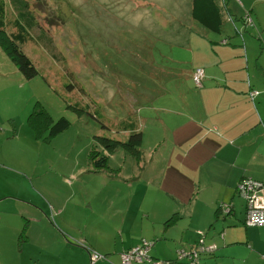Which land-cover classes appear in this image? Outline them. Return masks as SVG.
I'll return each instance as SVG.
<instances>
[{"label":"crops","instance_id":"0c3cea01","mask_svg":"<svg viewBox=\"0 0 264 264\" xmlns=\"http://www.w3.org/2000/svg\"><path fill=\"white\" fill-rule=\"evenodd\" d=\"M213 1L217 10L224 7L229 12L226 20L237 30L202 26L193 20L192 0L177 3L173 10L182 8L187 14L172 17L174 22L160 20L161 33L155 37L161 44L155 52L151 46L147 54L143 52L148 64L168 75L156 82L155 100L132 101L139 106L136 111L130 105L133 122L128 123L141 132V157L149 160L147 170L129 179L138 181H132L127 197L118 198L117 189L107 195L98 193L110 210L102 211V219L93 214L98 243L89 244L107 259L92 262L64 233L74 228L71 210L68 204L61 207L50 199L49 187L38 194L30 186L28 196L22 197L20 190H6L9 184L0 180V264H118L119 254L142 240L151 242L148 254L155 259H173L177 248L196 247L202 240L217 249L211 256H202L201 264H264V226L243 225L245 202L235 193L243 176L264 182V35L257 34L261 22L257 26V15L252 16L256 0H237L232 5L234 18L240 20L236 23L227 9L228 0ZM244 20L249 27L244 28ZM153 23L147 20L145 31ZM196 67L204 71L201 87L196 88L189 78H175L181 76V69ZM184 79L190 86H184L187 95L181 97ZM165 83L175 88L173 93ZM252 90L258 94L250 98ZM175 101L181 106H175ZM166 102L174 107L164 108ZM131 131L121 134L127 137ZM103 180L116 184L110 177ZM31 195L40 201H34L38 208L31 204ZM220 202L232 206L230 214L218 215ZM47 229L53 230V245L44 244L47 239L41 231ZM221 231L223 239L218 236ZM199 232L204 233L202 239ZM173 264H188V260Z\"/></svg>","mask_w":264,"mask_h":264},{"label":"rangeland","instance_id":"374dc122","mask_svg":"<svg viewBox=\"0 0 264 264\" xmlns=\"http://www.w3.org/2000/svg\"><path fill=\"white\" fill-rule=\"evenodd\" d=\"M24 1L20 6L16 0L2 2L0 7L5 13L2 27L9 34L21 33L17 43L38 73L25 78L0 47V180L9 184L6 190L13 193L20 190L22 197L28 196L30 186L38 194L46 193L44 189L49 187L53 191L50 199L61 207L68 204L71 210L69 220L74 228L68 227L69 231L64 233L73 237V244L85 250L90 259L94 253L101 254L89 244L98 243L92 228L93 214L102 219L105 216L102 211L110 210L98 193L107 195L117 189L118 198L127 197L132 181H138L129 179L146 171L149 162L145 156L141 157L140 148V157L136 159L117 145L106 153L105 167H95L90 158L92 152L105 153L96 144V137L126 141L121 132L132 127L128 123L133 122L130 105L136 111L139 106L133 102L137 99H156L154 91L159 85L156 82L161 83L168 73L159 72V66H155L156 71L146 62L143 52L148 53V46L155 52L161 44L155 37L161 33L159 21L174 22V17L187 14L182 8L174 11L172 7L177 3L189 4L191 0ZM228 1L231 6L227 9L236 23L239 20L234 18L232 5L237 0ZM223 8H218L220 27L235 31L226 20L229 12ZM255 14L257 26L261 22L257 34L264 35V0H256L252 16ZM147 20L154 23L147 24L145 31ZM164 66L170 69V65ZM173 71L179 75V69ZM164 85L171 93L175 90ZM184 86H190L187 79L181 81V97L187 95ZM162 105L174 107V103ZM178 105L181 102H176L175 106ZM31 113L36 126L28 123ZM60 117L69 121L68 127L49 137V125ZM106 177L116 184L105 183ZM29 197L38 208L34 201H40ZM50 231L53 232L41 231L47 239L45 245L54 243ZM6 252L10 253L9 247Z\"/></svg>","mask_w":264,"mask_h":264},{"label":"trees","instance_id":"16d2710c","mask_svg":"<svg viewBox=\"0 0 264 264\" xmlns=\"http://www.w3.org/2000/svg\"><path fill=\"white\" fill-rule=\"evenodd\" d=\"M3 1L4 0H0L1 6H2ZM21 1H24V0H16V4L19 3V6L22 5ZM37 1H39V0H37ZM192 1H193V7H192L191 14H192L193 20L199 22L201 25H203L209 29H212L214 31H219L220 16H219V11L217 10V6H215L214 1L213 0H192ZM3 14H5V13H3L2 7H0V47L5 52V54L11 59V61L16 65L18 70L25 76V78H32V77L36 76L38 72H37L35 66L33 65V63L31 62V60L29 59V57L20 49V47L17 43V40L22 35L19 32L18 33L14 32V33L9 34L6 30L3 29V27H2V25H3V20H2ZM243 22H244V28L247 27V25H249L248 23L245 22V20ZM233 23H234V21H233ZM235 27L236 26H234V28ZM197 68L202 69L200 67L191 68L190 70H188L187 68L181 69L182 70V71H180L181 76H179V77L180 78H189L191 80L192 84L196 88L201 87L203 79H204L203 69H202V78L200 81V85H195L193 78H192L193 72ZM181 72H184V73L182 74ZM189 73H190V75H189ZM252 93H254V94H252ZM257 94H258L257 91L252 90L249 94V97L250 98L255 97ZM33 114L34 113H31L30 116L28 117V123L32 126H36L37 121H36V118H33ZM68 125H69V121L67 119H65L64 117H60L59 119L53 121L49 125L48 136L49 137L55 136L56 134L65 130L68 127ZM130 129L132 131L128 134L126 141H121V140H117V139H113V138H109V137H103V136H97L96 137V144L98 146H100L105 153L100 154L98 151L92 152V155L90 158L93 159V164L95 167H98V168L99 167H105L106 153L107 154L111 153L112 150H114L117 147V145H121L122 148H124V151L126 153L132 155L134 158L138 159L140 157L139 148L141 145V132L139 130H136L135 126H133V125H132V127L128 128L127 130H130ZM125 130L126 129H123V131H125ZM246 177H248V176H243L240 178V180H242L243 178H246ZM254 180H256V179H254ZM257 181H260V180H257ZM260 182H262V181H260ZM237 183H236V185H237ZM262 183H264V182H262ZM236 185H235V190H236ZM235 193L238 195L237 191ZM244 202H245V215H246V201L244 200ZM224 205L229 206V209L227 212L224 210ZM231 211H232V206L230 204L220 202L217 205L218 215H221V216L224 215L225 216L227 214H230ZM245 215H244V219L242 221L244 226H246V227H248V226H256V227L264 226V225H246L245 224ZM198 234L200 236V239H202L204 237V233L199 232ZM223 234H224V231H221L218 233V236L220 239H223ZM21 237H22V233L19 235L18 240H20ZM143 241H146V240H142L137 246H140ZM146 242H148V241H146ZM213 245H214V247H213L212 251H202L199 253V257H198L199 264H200V258L202 256H211L216 251L217 245H215V244H213ZM137 246H135V247H137ZM132 248H134V247H132ZM132 248H129V249H132ZM193 248H195V247L192 246L188 249H186L185 247H179L175 251V254H176L175 257L173 259H168V260L167 259H165V260L155 259L154 257H151L148 254V250H149L148 249L147 250V256H148L147 260H144L143 262H133L132 264H135V263L155 264L154 262H159L158 264H173L177 260L187 259L186 257L178 258V255H177L178 250L183 249L185 251H188V250H191ZM129 249H127V250H129ZM127 250H125V251H127ZM101 256H103L102 258L106 259L105 255H101ZM118 264H120V260H119ZM188 264H189V260H188Z\"/></svg>","mask_w":264,"mask_h":264},{"label":"built area","instance_id":"2783aa9c","mask_svg":"<svg viewBox=\"0 0 264 264\" xmlns=\"http://www.w3.org/2000/svg\"><path fill=\"white\" fill-rule=\"evenodd\" d=\"M195 85H200L202 78V69L197 68L192 75ZM254 94V93H252ZM238 195L246 201V225H264V183L254 180L250 177L243 178L236 185ZM229 206L224 205V210L227 212ZM150 244L143 241L140 246L134 247L120 254V264H132L133 262H143L147 260V250ZM214 245L206 246L202 240L198 245L188 251L180 249L177 251L178 258L186 257L189 264H199L198 257L202 251H212ZM91 260L102 258L98 253L93 254ZM158 264L159 262H154Z\"/></svg>","mask_w":264,"mask_h":264}]
</instances>
